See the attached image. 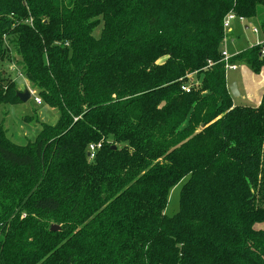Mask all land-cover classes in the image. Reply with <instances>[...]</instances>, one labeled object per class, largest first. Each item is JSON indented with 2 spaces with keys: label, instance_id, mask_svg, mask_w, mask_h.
I'll return each mask as SVG.
<instances>
[{
  "label": "trees",
  "instance_id": "1",
  "mask_svg": "<svg viewBox=\"0 0 264 264\" xmlns=\"http://www.w3.org/2000/svg\"><path fill=\"white\" fill-rule=\"evenodd\" d=\"M229 11L264 36L263 0H0V104L23 81L57 111L26 143L0 120V264H264V93L233 103Z\"/></svg>",
  "mask_w": 264,
  "mask_h": 264
},
{
  "label": "rangeland",
  "instance_id": "2",
  "mask_svg": "<svg viewBox=\"0 0 264 264\" xmlns=\"http://www.w3.org/2000/svg\"><path fill=\"white\" fill-rule=\"evenodd\" d=\"M255 24H258V19L247 20V29L240 28L239 32L234 30L232 33L234 39L224 42L222 47L226 49L228 55L232 56L241 49L264 40L262 34L260 36L252 31L251 27ZM98 32L99 29L96 30V34ZM14 57L16 58V56ZM15 67L17 65L14 63V60L10 62L5 59L0 60V72L4 71L13 78L18 77ZM243 69L238 66L237 70L230 69L226 71L229 84L234 81L239 92L238 96L233 97V103L236 105H253L257 102V97L260 95L259 91L264 85V68H262L260 74H254L249 68H247L249 70L248 73H243ZM189 77L190 80L193 79L192 75ZM245 80L249 87V96L248 94L246 95ZM21 82V84H25L26 88L32 92H30V98L25 102H19L15 105L0 104V120L3 121L4 127L7 129V135L11 139L17 143H26L34 139L41 122L50 124L55 122L57 111L43 103H35V91L28 87L26 82ZM19 88L22 90L23 85H19ZM179 190L180 184H177L170 190L168 203L164 210L165 214L173 215L178 210Z\"/></svg>",
  "mask_w": 264,
  "mask_h": 264
},
{
  "label": "built area",
  "instance_id": "3",
  "mask_svg": "<svg viewBox=\"0 0 264 264\" xmlns=\"http://www.w3.org/2000/svg\"><path fill=\"white\" fill-rule=\"evenodd\" d=\"M234 20H238L241 23L245 22V19L243 17L236 16L234 14V12H232V11H229L228 13H226L224 18H223V20H222V27H223V32H224V38H223V41H222V45L226 41L227 34L231 31V24H232V22ZM263 24H264V19H263ZM251 28H252V31L254 33L257 34L259 32V26L258 25H253ZM263 53H264V51H263ZM221 57L225 61L226 70H230V69L234 70V69L237 68L236 64H230V63L227 62V59L230 57V55L227 54L225 48L221 49ZM181 88H182V90H184L186 92L189 91V87L187 85H183V86H181ZM34 102L39 104L41 102V100H40L39 97L34 96ZM98 147H99V144H97V145L89 144L88 152H87L89 154L88 156L92 157L95 149L98 148Z\"/></svg>",
  "mask_w": 264,
  "mask_h": 264
},
{
  "label": "crops",
  "instance_id": "4",
  "mask_svg": "<svg viewBox=\"0 0 264 264\" xmlns=\"http://www.w3.org/2000/svg\"><path fill=\"white\" fill-rule=\"evenodd\" d=\"M255 25H258V24H255ZM240 28H243V29H247L248 28V25H247V21H245L244 23H241V22H239L238 20H234L233 22H232V24H231V31L227 34V37H226V41L225 42H227V41H232L234 38H233V35H232V33L234 32V30H237L238 32H239V30H240ZM263 35V33L261 32V30L259 29V32L257 33V35H260V36H262ZM264 37V36H263ZM222 47H223V45H222ZM239 65H237V67H238ZM241 68H244L243 70H242V72L243 73H248V69L245 67V66H240ZM264 68V67H263ZM235 70H237V68L235 69ZM262 70V69H261ZM260 74V73H259ZM259 76V75H258ZM257 76V77H258ZM244 86H245V91H246V95L248 94V96H249V87H248V84H247V82H246V80L244 81ZM259 93H260V95H259V97H257L258 99H257V102L255 103L256 105L259 103V100H260V97H261V95L264 93V85L262 86V88L260 89V91H259ZM41 103V102H40ZM39 103V104H40Z\"/></svg>",
  "mask_w": 264,
  "mask_h": 264
},
{
  "label": "water",
  "instance_id": "5",
  "mask_svg": "<svg viewBox=\"0 0 264 264\" xmlns=\"http://www.w3.org/2000/svg\"><path fill=\"white\" fill-rule=\"evenodd\" d=\"M263 1H264V0H263ZM228 89H229V91H230L232 97H236V96L239 95V92L237 91V88H236V83H235L234 81L231 82V83L228 85ZM15 95L18 97V99L20 100V102H25V101H27V100L30 98L31 93H30V91L26 88V89H25L24 91H22V92L17 91V92L15 93ZM112 148H114V146H112ZM87 155H89V154L87 153ZM57 229H59V227H58L57 225L52 224V225L50 226V230H51V231H54V230H57Z\"/></svg>",
  "mask_w": 264,
  "mask_h": 264
}]
</instances>
